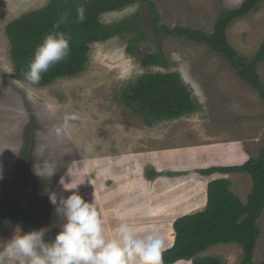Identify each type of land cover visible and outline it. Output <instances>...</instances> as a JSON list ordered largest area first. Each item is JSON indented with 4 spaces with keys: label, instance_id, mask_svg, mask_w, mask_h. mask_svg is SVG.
Returning a JSON list of instances; mask_svg holds the SVG:
<instances>
[{
    "label": "rangeland",
    "instance_id": "rangeland-1",
    "mask_svg": "<svg viewBox=\"0 0 264 264\" xmlns=\"http://www.w3.org/2000/svg\"><path fill=\"white\" fill-rule=\"evenodd\" d=\"M50 1L0 0V206L34 214L40 225L51 228L48 236L54 238L62 220L49 197L55 193L59 199L76 191L95 202L107 237H113L120 222L127 221L138 235L159 233L167 247L176 238L177 222L186 217L181 215L177 218L174 215L167 222L166 215H172L177 209L172 198L183 199L189 188L172 186L169 205L160 201L152 205L142 203L130 198L135 190L127 193L120 191L124 182L119 181L122 173L117 164L119 157L128 152L146 150L147 139L160 144L159 141L166 135L154 134L139 115L120 103L122 90L148 72L179 73L198 104L196 114L200 119L208 118L205 119L208 130L222 131L227 125L232 129L227 133L231 131L234 135H244L245 142L246 138L254 136L246 147L251 153L249 161L257 158L264 149V100L238 77L220 54L212 52L209 47L177 38H152V35L150 41L139 45L137 57L126 51L130 35L94 44L89 52L88 66L81 76L59 79L48 87L34 88L15 72L6 27L20 16L44 8ZM153 1L162 24L171 28L184 26L208 34L214 32L223 11L237 9L245 2ZM134 14H139L143 21L147 19L145 21L149 23V9L143 0H137L123 11L105 14L101 21L105 24L118 23ZM226 34L230 47L240 58L251 61L264 40V1L246 16L235 19L227 27ZM157 42L162 43L168 55L171 62L169 69H145L141 66L139 57L156 52ZM257 70L264 84V62ZM236 111H241L242 115H236ZM209 113H218L219 120L212 121ZM68 114L75 115L77 119L70 121L62 137H57L55 129ZM185 119L190 118L169 123L168 141L191 135L193 138L194 128ZM201 135L196 134L197 138ZM184 144L168 143L155 148H176ZM248 160L243 161L244 164ZM103 163L101 171L97 170ZM52 167L54 175L50 174ZM104 167L108 168L106 173ZM232 179L233 185L246 180V185L240 187L237 194L241 201L246 202L252 188L251 177L235 176ZM200 182H207V187L210 183L202 177L190 181L193 188ZM197 188L201 190L203 184ZM187 197L184 196V201ZM99 202L102 204L99 205ZM122 203H125L124 206ZM259 221L262 234L254 250V264H264V212ZM147 223L150 225L145 226ZM32 230L0 219V248L15 232L19 234L20 231L26 233ZM198 257H216L225 264H242L244 252L235 243L219 244L198 254ZM177 264H192V259Z\"/></svg>",
    "mask_w": 264,
    "mask_h": 264
},
{
    "label": "trees",
    "instance_id": "trees-1",
    "mask_svg": "<svg viewBox=\"0 0 264 264\" xmlns=\"http://www.w3.org/2000/svg\"><path fill=\"white\" fill-rule=\"evenodd\" d=\"M149 9V23L139 14L113 24L101 21L103 15L120 12L134 5L137 0H51L48 5L20 16L6 27L10 42V58L19 77L28 70L36 47L43 36L51 29L61 12L70 10L72 18L76 8L83 3L86 19L81 24H73L71 32V54L66 61L57 64L43 75L34 88L48 87L55 81L81 76L89 63L91 46L104 43L114 37L130 35L126 51L139 56L138 47L150 41L151 35L157 39L177 38L187 42L202 44L212 52L220 54L232 67L238 77L259 93L264 100V84L257 67L264 62V40L251 61H244L230 47L226 29L237 18L244 17L264 0H245L237 9L221 13L212 34L184 26L171 28L162 24L153 0H143ZM156 52L139 57L145 69L160 67L169 69L171 62L163 50L161 42L156 43ZM120 103L131 112L139 115L147 126L152 127L163 121L189 117L198 110L193 93L177 72H148L127 85L120 94ZM202 176L214 174L244 173L252 179V189L246 202H242L233 190L229 178L210 181L207 190V205L197 212L177 222V235L171 248L164 251V264H177L192 259V264H225L216 257L199 258L198 254L219 244L235 243L242 247V264H254V250L262 234L259 220L264 212V149L257 158L241 166L214 167L202 169ZM0 219L16 222L26 229L43 227L34 214L0 206ZM50 238V236H48Z\"/></svg>",
    "mask_w": 264,
    "mask_h": 264
},
{
    "label": "clouds",
    "instance_id": "clouds-1",
    "mask_svg": "<svg viewBox=\"0 0 264 264\" xmlns=\"http://www.w3.org/2000/svg\"><path fill=\"white\" fill-rule=\"evenodd\" d=\"M85 19L83 3L77 6L75 18L70 10L59 14L23 73L29 84L38 85L45 73L68 59L73 39L71 26ZM75 119L73 114L66 115L55 129L56 136L62 137ZM50 174H55L54 167ZM49 198L62 220L54 238H48L50 227L15 232L0 248V264H164L165 240L159 233L141 236L130 223L121 221L115 235L109 238L93 200L76 191L59 199L53 193Z\"/></svg>",
    "mask_w": 264,
    "mask_h": 264
},
{
    "label": "crops",
    "instance_id": "crops-1",
    "mask_svg": "<svg viewBox=\"0 0 264 264\" xmlns=\"http://www.w3.org/2000/svg\"><path fill=\"white\" fill-rule=\"evenodd\" d=\"M236 113V115H242L241 111H236ZM216 114L218 113H209V118L212 121L219 120ZM245 116L247 115H244V117ZM186 118H190L185 120H188L187 123L189 122V126H191V128H194L193 138L191 135L187 137L185 136L184 138L177 137L172 139V141H168L166 135L169 134V123L172 121H177L179 119L163 121L156 124L155 126H148V129H151V131L156 135L166 134L165 136H163L162 141H159L160 144H156L153 141L147 139L148 142L146 141V150H137L138 153H125L121 155L122 157H119V162H117V164L120 165L119 169L122 171L119 176V181L124 182V186L120 187V191L127 193L129 191L131 192L135 190L136 193L133 196L129 195L130 198H133V200L134 198H136L142 203L147 202L151 205L160 201L162 204L166 203L167 205H169L171 200L170 188L172 186L180 185L181 188H189V193L184 194L185 197L186 195L188 196L185 201L184 196L183 199H177L176 197L172 198V201H175L174 204H176L177 209L172 215H169L170 213L166 215L167 222H169L174 215H176L177 218H179L181 215H183L182 217H187L188 215L195 214L205 209L208 200L207 182L198 183V186L200 184H203V188H201V190H198V186L196 184L194 188L192 187L190 183L191 179L202 177L204 181L209 182L218 178H229L234 183L232 177L248 176L244 173L241 174L242 176H240V173H225L223 175L214 174L210 177H204L199 172L202 169L214 167L244 165V162L249 159L248 155L251 154L246 148L249 145L248 141L253 139L254 136L246 138L247 141L245 142L244 135L232 134L231 127H228L227 125L223 126L224 130L222 131H219L218 129L208 130L205 123V119L208 118H201V121L199 114L196 113L193 114V116L191 115L190 117ZM196 119L198 121H196ZM229 130H231L230 133H227L229 132ZM195 133H200L202 135L197 138ZM168 143L186 144L179 146L177 145L178 147L176 146V148H155L161 144L163 145ZM149 144H151V147ZM242 155H244V159L242 158ZM104 165L105 163H103V165H100L97 170H100ZM107 169V167H104L103 171L106 173ZM246 183V180L243 179L240 181V184L233 185V192H236V195L239 194V188L246 185ZM142 203H140V205ZM101 204L102 203L99 202V205ZM124 204L125 203H122L123 206ZM183 208L185 209L182 210ZM147 225L150 224L147 223L145 226ZM173 226L171 228L172 232L174 231ZM174 238L172 240V243L169 246L165 247L166 250L173 246Z\"/></svg>",
    "mask_w": 264,
    "mask_h": 264
}]
</instances>
